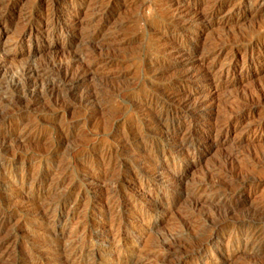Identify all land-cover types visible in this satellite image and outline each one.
Returning a JSON list of instances; mask_svg holds the SVG:
<instances>
[{"label":"rangeland","instance_id":"1","mask_svg":"<svg viewBox=\"0 0 264 264\" xmlns=\"http://www.w3.org/2000/svg\"><path fill=\"white\" fill-rule=\"evenodd\" d=\"M55 1L0 0V264L47 263L54 228L65 233L57 245L71 237L91 254V264H264V238H251L254 226L264 227L263 217L258 219L264 215V13L256 17L249 9L257 0H221L215 11L221 24L198 20L212 11L202 0L195 7L189 0H99L89 10L85 0ZM188 6L200 16L191 9L187 13ZM74 21L90 28H74ZM94 29L96 36L88 43ZM58 64L83 74L82 85L68 91L70 84L45 76L42 85L57 84L55 94L38 88L40 100L30 101L34 88L24 70L49 73ZM94 88H103L98 102L83 103L82 95ZM169 95H188L200 108L151 121L145 100ZM187 132L193 138L180 146ZM199 184L205 204L201 201L195 214V198L189 194ZM47 196L52 206L41 217L31 201L40 208Z\"/></svg>","mask_w":264,"mask_h":264},{"label":"bare ground","instance_id":"2","mask_svg":"<svg viewBox=\"0 0 264 264\" xmlns=\"http://www.w3.org/2000/svg\"><path fill=\"white\" fill-rule=\"evenodd\" d=\"M57 1V0H56ZM55 1V2H56ZM86 1V5H87V10H89V9H94V8H96L97 6H99V3H100V1L99 0H85ZM105 1V0H104ZM169 1V0H168ZM202 1H204V3H208V8H210V9H212V11H210L209 13H207L206 15H203V14H201V17H199V16H197L198 14H196L197 12H195V8H190L191 6H188V8L186 9L187 10V13H188V10L190 11V9H191V11H194V16H196V17H199L198 18V20L201 18V20H206V21H208L207 23H216V24H221V22H220V20L219 21H216L215 20V11H217L216 9H218V8H220L221 7V5H222V1L221 0H207V1H205V0H202ZM201 1V2H202ZM108 2V1H107ZM107 2H105V3H107ZM122 2H125V1H122ZM189 2H194L193 3V5H194V7L197 5V3H198V1H196V0H189ZM249 2H251V0H247V3H249ZM54 3V2H53ZM62 3V2H61ZM102 3V2H101ZM105 3H104V5H105ZM169 3V2H168ZM203 3V2H202ZM229 3V2H228ZM57 4V3H56ZM80 4V3H79ZM108 4V3H107ZM174 4V3H173ZM53 5V4H52ZM102 5V4H101ZM122 5V4H121ZM188 5V4H187ZM199 5V4H198ZM206 5V4H205ZM224 5V4H223ZM249 5H251V4H249ZM52 7H54V6H52ZM75 7V6H74ZM183 7H185V6H183ZM182 7V8H183ZM4 8V7H3ZM77 8V7H76ZM144 8V7H143ZM173 8V7H172ZM177 8V7H176ZM223 8V7H222ZM231 8H232V5H231ZM248 8H249V6H248ZM54 9V8H53ZM103 9V8H102ZM214 9V10H213ZM234 9V8H233ZM250 10H252L253 9V13H254V16H258V15H260V14H263L264 13V0H257L256 2H255V4L253 3V5L249 8ZM60 10V9H59ZM86 10V11H87ZM177 10V9H176ZM181 10V9H180ZM229 10V9H228ZM232 10V9H231ZM230 10V11H231ZM32 11V10H31ZM52 11V10H51ZM58 11V10H57ZM206 11V10H205ZM208 11V10H207ZM46 12V11H45ZM54 12V11H53ZM53 12H51L52 14H53ZM72 12V11H71ZM101 12V11H100ZM103 12V11H102ZM105 12V11H104ZM186 12V11H185ZM48 14H49V12H47ZM193 13V12H192ZM204 13V12H203ZM247 13V12H246ZM88 14V13H87ZM205 14V13H204ZM94 15V14H93ZM181 15V14H180ZM179 15V16H180ZM240 15V14H239ZM264 15V14H263ZM20 16V15H19ZM78 16V15H77ZM193 16V15H192ZM252 16V15H251ZM250 16V17H251ZM93 17V16H92ZM57 18V17H56ZM62 18V17H61ZM177 18V17H176ZM180 18V17H179ZM263 18H264V16H263ZM38 19V18H37ZM74 19V18H73ZM82 19H84V18H82ZM81 19V20H82ZM181 19V18H180ZM193 19V18H192ZM195 19H197V18H195ZM257 19H261L260 17L259 18H257ZM62 20V19H61ZM76 20V19H75ZM85 20V19H84ZM189 20V19H188ZM187 20V21H188ZM191 20V19H190ZM89 21V20H88ZM222 21V20H221ZM53 22V21H52ZM61 22V21H60ZM196 22V21H195ZM198 23L200 22V21H197ZM224 22V25H226V23L228 24V21H223ZM58 23V22H57ZM62 23V22H61ZM69 23V22H68ZM95 23V22H94ZM178 23V22H177ZM181 24H182V22H180ZM183 23H184V20H183ZM255 23H257V22H255ZM46 24V23H45ZM71 24V23H70ZM90 24V23H89ZM223 24V23H222ZM49 25H53L54 26V24H46V27L48 28L49 27ZM60 25V24H59ZM260 25V24H259ZM71 26L72 27H74V28H82V29H85L86 28V30L87 29H89L90 27H88L87 26V24H81V22L80 21H74V23H72L71 24ZM93 26V25H92ZM181 26V25H180ZM24 27V26H23ZM45 27V28H46ZM189 27V26H188ZM217 27H219V26H217ZM221 27V26H220ZM223 27H225V26H223ZM235 27V26H234ZM45 28H43V29H45ZM63 28H65V27H63ZM97 28V27H96ZM118 28H120V27H118ZM253 28V27H252ZM255 28V27H254ZM259 28V27H258ZM34 29V28H33ZM219 29H221V28H219ZM81 30V29H80ZM80 30H78V31H80ZM110 30V29H109ZM254 30V29H253ZM84 31V30H83ZM89 31V30H88ZM91 31V30H90ZM255 31V30H254ZM259 31V30H258ZM35 32V31H34ZM82 32V31H81ZM96 32H97V29H94V31L93 32H91L90 34L88 33V36H87V39H88V43H90L91 42V40H93V38H95V36H96ZM38 33V32H37ZM46 33H47V31H46ZM55 33V32H54ZM85 33V32H84ZM83 33V34H84ZM108 33V32H107ZM238 34V33H237ZM251 34V33H250ZM261 34V33H260ZM19 35V34H18ZM256 35V34H255ZM259 35V34H258ZM31 36V35H30ZM242 36V35H241ZM261 36V35H260ZM80 37V36H79ZM231 37V36H230ZM234 37H236V36H234ZM10 38H11V36H10ZM13 38H15V37H13ZM39 38V37H38ZM241 38V37H240ZM17 39V38H16ZM52 39V38H51ZM81 39V38H80ZM232 39V38H231ZM246 39V38H245ZM18 40V39H17ZM16 40V41H17ZM20 40V39H19ZM31 40V39H30ZM187 40V39H186ZM223 40V39H222ZM11 41V40H10ZM15 41V42H16ZM83 41V40H82ZM240 41V40H239ZM246 41V40H245ZM14 42V43H15ZM84 43H85V41H83ZM87 42V41H86ZM220 42V41H219ZM258 42V41H257ZM10 43V42H9ZM19 43V42H18ZM171 43V42H170ZM173 43V42H172ZM80 44H82V43H80ZM217 45V44H216ZM223 47V46H222ZM188 49V48H187ZM252 49V48H251ZM205 50V49H204ZM211 50V49H210ZM189 51H190V49H189ZM186 53V52H185ZM69 55V54H68ZM83 56V55H82ZM5 57V56H4ZM189 57V56H188ZM185 58V57H184ZM7 59V58H6ZM1 58H0V63H1ZM11 60V59H10ZM54 65V64H53ZM3 66V65H2ZM154 68V67H153ZM168 68V67H167ZM2 69V68H1ZM169 69V68H168ZM206 70V69H205ZM187 72V71H186ZM207 72V71H206ZM205 73V72H204ZM196 74V73H195ZM206 74V73H205ZM86 75V74H85ZM182 75V74H181ZM202 75V74H201ZM24 76H26L27 77V79H28V81H29V83H32V95H31V100L30 101H38V100H40V94H42L41 93V91H38V88H44V91H45V93L44 94H49V95H54L55 94V91H56V88H57V84H53L52 83V85L50 86V87H48L47 85V87H44L43 85H42V83H44V81H45V79L46 78H44L45 76H48V78L50 79L51 77H53V82L56 80V78L58 77L59 79H60V83H63V85H67V84H70V87L67 89L68 91H75V90H77L78 88H79V86L80 85H82V83L84 82V75L83 74H71V71H70V69H69V67H65L63 64H58V65H55V67H53V69H51V71L48 73V71L46 72V73H43L42 71H41V69H39V68H34V67H32V68H27V69H25L24 70ZM187 76V75H186ZM191 76H193V75H191ZM208 76V75H207ZM190 77V76H189ZM188 77V78H189ZM197 78H198V76H196ZM186 78V77H185ZM187 78V79H188ZM191 78V77H190ZM195 78V77H194ZM200 78V77H199ZM186 79V80H187ZM202 79V78H201ZM206 79V78H205ZM185 80V79H184ZM203 80V79H202ZM26 81V80H25ZM171 83H173V82H171ZM41 84V85H40ZM41 86V87H40ZM121 87V86H120ZM58 88H60L59 86H58ZM103 89V88H102ZM102 89H100V91L99 90H97V88L95 89H91V90H89V91H87V92H85L83 95H82V97H81V101L83 102V103H97L98 102V100L100 99V96H101V93H104V92H102L103 90ZM40 90V89H39ZM16 91V90H15ZM58 91V90H57ZM126 91V90H125ZM175 91V90H174ZM123 92V91H122ZM121 92V93H122ZM180 92V91H179ZM57 93V92H56ZM190 93V92H189ZM43 94V95H44ZM68 95H71V92L70 93H67ZM174 94H175V92H174ZM176 94H178L177 92H176ZM183 94V93H182ZM58 95V94H57ZM68 95H66V96H68ZM61 96V95H60ZM120 96V95H119ZM122 96H123V94H122ZM170 96V95H169ZM173 96V95H172ZM181 96H183L182 98H178V99H176L177 97H179V96H177L176 98H175V96L174 97H164V98H156V97H153V96H149L148 97V99L147 100H145L146 101V106H147V109L150 111V113H151V121H153V122H157V123H159L160 121H162V120H164L165 118L167 119V120H169V117H172V115H176V116H181V115H184V114H187V113H189L190 111H192V113H193V110H197L198 108H200V106L199 105H201V104H196L195 102L197 101V99H196V97H195V99H196V101L194 102V103H191V100L189 99L190 97L188 96V95H181ZM49 97V96H48ZM58 97V96H57ZM60 98V97H59ZM107 98V97H106ZM112 98V97H111ZM140 98V97H139ZM194 98V97H193ZM4 99V98H3ZM61 99V98H60ZM65 99V98H64ZM116 99V98H115ZM141 99V98H140ZM146 99V98H145ZM57 100V99H56ZM70 100V99H69ZM109 100H110V98H109ZM245 101V100H244ZM248 101V100H247ZM54 102V101H53ZM82 102H81V104H82ZM9 103V102H8ZM112 103V102H111ZM138 103V102H137ZM243 103V102H242ZM15 104V103H14ZM75 104V103H74ZM249 104V103H248ZM94 105V104H93ZM122 105V104H121ZM124 105V104H123ZM240 105V104H239ZM239 105H237V106H239ZM3 106V105H2ZM25 106V105H24ZM70 106V105H69ZM232 106V105H231ZM245 106V105H244ZM250 106V105H249ZM73 107V106H72ZM94 107V106H93ZM133 107V106H132ZM138 107H139V105H138ZM22 108V107H21ZM95 108V107H94ZM241 108V107H240ZM248 108V107H247ZM2 109V108H1ZM122 109V108H121ZM138 110H139V108H137ZM232 109V108H231ZM230 109V110H231ZM234 109V111H235V107L233 108ZM239 109V108H238ZM237 109V110H238ZM243 108H241V110H242ZM244 109H245V107H244ZM94 110H96V109H94ZM125 110V109H124ZM210 110V109H209ZM229 110V111H230ZM1 111V110H0ZM140 111V110H139ZM147 111V110H146ZM243 111V110H242ZM148 112V111H147ZM238 113H240L239 111H237ZM229 113H232V112H229ZM8 114V113H7ZM15 114V113H14ZM198 114V113H197ZM197 114H196V116H197ZM223 114V113H222ZM194 115V114H193ZM3 116V115H2ZM121 116V115H120ZM184 117V116H183ZM123 118V117H122ZM178 118V117H177ZM192 118H194V117H192ZM205 118V117H204ZM215 118H217V117H215ZM9 119V118H8ZM176 119V118H175ZM224 119V118H223ZM173 120V119H172ZM184 120V119H183ZM191 120V119H190ZM202 120V119H201ZM229 120V119H228ZM147 121V120H146ZM206 121V120H205ZM186 122V121H185ZM138 124V123H137ZM170 124V123H169ZM188 124V123H187ZM191 124V123H190ZM7 125V124H6ZM157 125V124H156ZM163 125V124H162ZM184 125V124H183ZM151 126H152V124H151ZM153 126H154V124H153ZM165 126V125H164ZM193 126V125H192ZM169 127V126H168ZM190 127V126H189ZM218 127V126H217ZM155 128H157V127H155ZM160 128V127H159ZM158 128V129H159ZM163 128V127H162ZM224 128V127H223ZM222 128V129H223ZM133 129V128H132ZM131 129V130H132ZM191 129V128H190ZM195 129V128H194ZM218 129V128H217ZM217 129H216V131H217ZM226 129V128H225ZM164 130V129H163ZM168 130V129H167ZM135 131V130H134ZM193 131V130H192ZM215 131V132H216ZM219 131H220V129H219ZM137 132V131H136ZM139 132V131H138ZM137 132V133H138ZM144 132V131H143ZM166 132H169V130L168 131H166ZM191 132V131H190ZM188 133L187 135H185L183 138H182V140L180 141V139H179V141H180V144H181V142L183 143V144H188V143H190V141H191V139L193 138L192 137V134L191 133ZM132 133V132H131ZM145 133V132H144ZM155 133V132H154ZM175 133V132H174ZM184 134H185V132H183ZM7 134V133H6ZM125 134V133H124ZM216 134H217V132H216ZM157 135V134H156ZM219 135V134H218ZM137 136V135H136ZM167 137V136H166ZM138 138V137H137ZM171 138V137H170ZM174 138V137H173ZM3 139V138H2ZM3 140H6V139H3ZM114 140V139H113ZM171 140V139H170ZM173 140V139H172ZM196 140V139H195ZM140 141V140H139ZM165 141H166V139H165ZM200 141V140H199ZM5 142V141H4ZM169 142V141H168ZM167 142V143H168ZM171 142V141H170ZM169 142V143H170ZM177 143V142H176ZM179 143V142H178ZM195 143V142H194ZM143 144V143H142ZM163 144V143H162ZM179 144V145H180ZM128 145V144H127ZM180 146H182V144L180 145ZM169 147H171V146H169ZM190 147V146H189ZM188 147V148H189ZM200 147V146H199ZM76 148V147H75ZM167 148V147H166ZM177 148V147H176ZM133 149V148H132ZM135 149V148H134ZM149 149V148H148ZM152 149V148H151ZM154 149V148H153ZM179 149H180V147H179ZM184 149V148H183ZM163 150V149H162ZM177 150H178V148H177ZM188 150V149H187ZM74 151V150H73ZM105 151V150H104ZM149 151V150H148ZM171 151V150H170ZM182 151V150H181ZM195 151V150H194ZM117 152V151H116ZM156 152V151H155ZM175 152V151H174ZM193 152V151H192ZM262 152V151H261ZM180 153V152H179ZM182 153V152H181ZM196 153V152H195ZM101 154V153H100ZM125 154H127L126 152H125ZM149 154V153H148ZM171 154H172V152H171ZM257 154V153H256ZM261 154V153H260ZM137 155V154H136ZM170 155V154H169ZM258 155V154H257ZM264 155V154H263ZM22 156V155H21ZM85 156V155H84ZM106 156V155H105ZM139 156V155H138ZM158 156V155H157ZM177 156H179V155H177ZM176 156V157H177ZM192 156V155H191ZM231 156V155H230ZM259 156V155H258ZM257 156V157H258ZM261 156L262 155H260V158L258 157V159H260V160H262L261 159ZM101 157V156H100ZM109 157V156H108ZM136 157V156H135ZM164 157H167V156H164ZM172 157V156H171ZM176 157H173V159L174 158H176ZM22 158V157H21ZM62 158V157H61ZM140 158V157H139ZM255 158V157H254ZM254 158H253V160H254ZM112 159V158H111ZM120 159V158H119ZM156 159V158H155ZM229 159V158H228ZM257 159V160H258ZM264 159V158H263ZM63 160V159H62ZM101 160V159H100ZM105 160V159H104ZM115 160V159H114ZM169 160V159H168ZM223 160V159H222ZM230 160V159H229ZM234 160V159H233ZM109 161V160H108ZM150 161H152L151 159H150ZM231 161H232V158H231ZM259 161V160H258ZM64 162V161H63ZM62 162V163H63ZM118 162V161H117ZM148 162V161H147ZM173 162V161H172ZM224 162V161H223ZM228 162V161H227ZM226 162V163H227ZM233 162V161H232ZM231 162V163H232ZM23 163V162H22ZM21 163V164H22ZM164 163V162H163ZM169 163H170V161H169ZM222 163V162H221ZM230 163V162H229ZM260 163V162H259ZM264 163V162H263ZM263 163H262V165L261 166H263ZM107 164V163H106ZM111 164V163H110ZM146 164V163H145ZM256 164V163H255ZM94 165V164H93ZM99 165V164H98ZM104 165V164H103ZM158 165V164H157ZM175 165V164H174ZM225 166H226V164H224ZM229 165V164H228ZM111 166V165H110ZM148 166V165H147ZM169 166V165H168ZM179 166V165H178ZM231 166V165H230ZM233 166V165H232ZM232 166H231V168H232ZM106 167V166H105ZM130 167V166H129ZM144 167H146V165L144 166ZM158 167V166H157ZM171 167V166H170ZM175 167V166H174ZM214 167V166H213ZM221 166H220V164H219V168H220ZM222 167H224L223 165H222ZM221 167V168H222ZM234 167V166H233ZM3 168V167H2ZM26 168V167H25ZM94 168V167H93ZM98 168V167H97ZM179 168V167H178ZM218 168V167H217ZM220 168V169H221ZM226 168V167H225ZM230 168V167H229ZM236 168V167H235ZM5 169V168H4ZM3 169V170H4ZM109 169V168H108ZM138 169V168H137ZM152 169H153V167H152ZM183 169V168H182ZM233 169V168H232ZM249 169V168H248ZM7 170H8V168H7ZM6 170V171H7ZM23 170V169H22ZM49 170V169H48ZM147 170V169H146ZM149 170H151V169H149ZM212 170V169H211ZM219 170V169H218ZM222 170V169H221ZM225 169H223V171H224ZM14 171V170H13ZM19 171V170H18ZM153 171V170H152ZM178 171V170H177ZM235 171V170H234ZM243 171V170H242ZM31 172V171H30ZM64 172V171H63ZM142 172V171H141ZM160 172H163V171H160ZM220 172H222V171H220ZM225 172V171H224ZM240 172H241V170H240ZM244 172V171H243ZM251 172H253V171H251ZM218 173V172H217ZM225 173H227V169H226V172ZM229 173H230V170H229ZM242 173V172H241ZM247 174H248V172H246ZM246 173H244V174H246ZM111 174V173H110ZM139 174V173H138ZM152 174V173H151ZM151 174H149V175H151ZM180 174V173H179ZM216 174V173H215ZM214 174V175H215ZM221 174V173H220ZM231 174V173H230ZM238 173H237V171H236V175H237ZM246 174V175H247ZM252 174V173H251ZM15 175V174H14ZM95 175V174H94ZM147 175V174H146ZM156 175V174H155ZM217 175V174H216ZM229 175V174H228ZM232 175H233V173H232ZM242 175H243V173H242ZM245 175V176H246ZM16 176V175H15ZM157 176V175H156ZM211 176H213L212 174H211ZM218 176V175H217ZM231 176V175H230ZM240 176H241V174H240ZM239 176V177H240ZM8 177V176H7ZM40 177V176H39ZM109 177H110V175H109ZM150 177V176H149ZM159 177V176H158ZM165 177H167V176H165ZM164 177V178H165ZM210 177V176H209ZM222 177V176H221ZM232 177V176H231ZM234 177H236V176H234ZM239 177H238V180H239ZM242 177H244V175L242 176ZM247 177H248V175H247ZM10 178V177H9ZM145 178H147V176L145 177ZM173 178V177H172ZM212 178V177H211ZM213 178H215V177H213ZM212 178V179H213ZM233 178V177H232ZM246 177H244V179H245ZM249 178H250V175H249ZM254 178H256V177H254ZM254 178H252V179H254ZM1 179V178H0ZM34 179H36V178H34ZM42 179V178H41ZM87 179H89V178H87ZM96 179V178H95ZM98 179V178H97ZM170 179V178H169ZM211 179V180H212ZM219 179V178H218ZM231 179V178H230ZM26 180V179H25ZM126 180V179H125ZM160 180V179H159ZM162 180V179H161ZM168 180V179H167ZM166 180V181H167ZM179 180V179H178ZM203 180H204V178H203ZM215 179H213V181H214ZM220 180V179H219ZM227 180V182H229L228 181V179H226ZM237 180V181H238ZM28 181V180H27ZM92 181H94V179L92 180ZM98 181V180H97ZM121 181V180H120ZM135 181V180H134ZM141 181V180H140ZM169 181V180H168ZM176 181V180H175ZM212 181V185L213 184H215V182H213ZM236 181V180H235ZM240 181H242V179H240ZM245 181V180H244ZM250 181V180H249ZM255 181V180H254ZM257 181V180H256ZM3 182V181H2ZM15 182V181H14ZM41 182V181H40ZM106 182V181H105ZM127 182V181H126ZM196 182V181H195ZM208 182H209V179H208ZM218 183H219V181H217ZM220 182H223V181H220ZM227 182H226V184H227ZM13 183V182H12ZM11 183V184H12ZM29 183V182H28ZM53 183V182H52ZM55 183H57V181L55 182ZM90 183V182H89ZM97 183V182H96ZM123 183V182H122ZM128 183V182H127ZM168 183V182H167ZM177 183V182H176ZM175 183V184H176ZM237 183V182H236ZM238 183H239V181H238ZM3 184V183H2ZM111 184V183H110ZM117 184V183H116ZM135 184H137V183H135ZM150 184H152V182L150 183ZM174 184V183H173ZM174 184V185H175ZM177 184H179V183H177ZM210 184H211V181H210ZM231 184V183H230ZM247 184V183H246ZM252 184V183H251ZM3 185H5V183L3 184ZM140 185V184H139ZM217 185H219V184H217ZM222 185V184H221ZM225 185V184H224ZM227 185H229V184H227ZM236 185V184H235ZM256 185V184H255ZM6 186V185H5ZM30 186V185H29ZM50 186V185H49ZM122 186V185H121ZM126 186V185H125ZM153 186V185H152ZM187 186V185H186ZM230 186V185H229ZM238 186H239V184H238ZM238 186H236V187H238ZM246 186V185H245ZM257 186V185H256ZM9 187V186H8ZM7 187V188H8ZM39 187V186H38ZM43 187V186H42ZM100 187V186H99ZM154 187V186H153ZM201 185L199 184L197 187H195L194 189H192L193 191L189 194V195H191V197H194L195 198V200H194V208H193V213H195V212H197V210L199 211V210H201V201H203V200H201V195L200 196H198V194H199V192L201 191ZM225 187V186H224ZM223 187V188H224ZM27 188V187H26ZM139 188H141V187H139ZM155 188V187H154ZM163 188H165V187H163ZM180 188V187H179ZM178 188V189H179ZM188 188V187H187ZM228 188V187H227ZM229 188H231V187H229ZM234 188H235V186H234ZM4 189V188H3ZM6 189V188H5ZM10 189V188H9ZM36 189H37V187H36ZM94 189V188H93ZM167 189V188H166ZM175 189H176V187H175ZM189 189V188H188ZM211 189V188H210ZM7 190V189H6ZM30 190V189H29ZM92 190V189H91ZM113 190H115L114 188H113ZM187 190V189H186ZM217 190V189H216ZM222 190V189H221ZM228 190H230V189H228ZM233 190V189H232ZM9 191H12V190H9ZM16 191V190H15ZM20 191V190H19ZM22 191H23V189H22ZM25 191V190H24ZM23 191V192H24ZM28 191V190H27ZM119 191V190H118ZM128 191V190H127ZM219 191V190H218ZM226 191V190H225ZM224 191V192H225ZM26 192V191H25ZM46 192V191H45ZM48 192V191H47ZM46 192V193H47ZM167 192V191H166ZM177 192V191H176ZM180 192V191H179ZM206 192V191H205ZM8 193V192H7ZM10 193V192H9ZM8 193V194H9ZM13 193V192H12ZM27 193V192H26ZM31 193V192H30ZM29 193V194H30ZM45 193V194H46ZM54 193V192H53ZM58 193V192H57ZM118 193V192H117ZM172 193V192H171ZM189 193V192H188ZM234 193V192H233ZM40 194V193H39ZM113 194V193H112ZM116 194V193H115ZM119 194V193H118ZM201 194H203V193H201ZM206 194H207V192H206ZM11 195V194H10ZM24 195V194H23ZM33 195V194H32ZM37 195V194H36ZM57 195V194H56ZM65 195V194H64ZM109 195V194H108ZM136 195V194H135ZM178 195V194H177ZM212 195V194H211ZM214 195V194H213ZM224 195V194H223ZM4 196V195H3ZM34 196V195H33ZM42 196V195H41ZM61 196V195H60ZM128 196V195H127ZM205 196V195H204ZM231 196V195H230ZM29 197H32V196H29ZM51 197H56V196H54V194H53V196H51ZM113 197V196H112ZM118 197V196H117ZM166 197V196H165ZM215 197V196H214ZM26 198H28V196L26 197ZM46 198V196L44 197V198H42V199H45ZM107 198V197H106ZM181 198V197H180ZM13 199V198H12ZM16 199V198H15ZM28 199H30V198H28ZM28 199H27V201H28ZM37 199V198H36ZM41 199V200H42ZM54 199V198H53ZM59 199V198H58ZM172 199V198H171ZM179 199V198H178ZM220 199V198H219ZM222 199V198H221ZM9 200V199H8ZM16 200H18V199H16ZM47 200H48V203L47 202H45L46 203V205H42V207H38L37 206V200H34V199H32V201H31V206H33V207H35V208H33V207H30V208H33L34 210H35V212H36V214L37 215H41V217H43L47 212H48V210L50 209V207L52 206V204L49 202V198H48V196H47ZM67 200V199H66ZM184 200V199H183ZM13 201H14V199H13ZM21 201H22V197H21ZM27 201H25V203L27 202ZM43 201V200H42ZM50 201H51V199H50ZM54 201V200H53ZM59 201V200H58ZM111 201V200H110ZM173 201V200H172ZM211 201V200H210ZM16 203H18V201H15ZM14 202V204L16 205V203ZM22 202H24V201H22ZM125 202V201H124ZM169 202V201H168ZM171 202V201H170ZM206 202V201H205ZM30 203V202H29ZM28 203V204H29ZM42 203H44V202H42ZM121 203V202H120ZM166 203V202H165ZM225 203V202H224ZM61 204V203H60ZM69 204V203H68ZM128 204V203H127ZM158 204V203H157ZM156 204V205H157ZM168 204V203H167ZM203 204H205L204 203V201H203ZM219 204V203H218ZM12 204H10V206H11ZM15 205H12L13 207L15 206ZM18 205H20V203L18 204ZM122 205V204H121ZM192 204H190V206H191ZM210 205V204H209ZM5 206V205H4ZM17 206V205H16ZM15 206V207H16ZM26 206V205H25ZM60 206V205H59ZM168 206V205H167ZM222 206V205H221ZM8 207V205L6 206V208ZM22 207H24V206H22ZM21 207V208H22ZM27 207H28V205H27ZM129 207V206H128ZM156 207V206H155ZM214 207V206H213ZM3 208V207H2ZM20 208V209H21ZM108 208V207H107ZM106 208V209H107ZM112 208V207H111ZM118 208V207H117ZM115 206H113V210H116L117 209ZM187 208V207H186ZM218 208H221V207H218ZM225 208V207H224ZM223 208V209H224ZM14 209V208H13ZM54 209V208H53ZM56 209V208H55ZM58 209V208H57ZM130 209V208H129ZM154 209V208H153ZM165 209V208H164ZM212 209V208H211ZM11 210V209H10ZM25 210H28V209H25ZM33 210V211H34ZM108 210V209H107ZM120 210V209H119ZM121 210H122V208H121ZM120 210V211H121ZM124 210V209H123ZM149 210V209H148ZM161 210V209H160ZM237 210V208H235V211ZM20 211V210H19ZM58 211V210H57ZM60 211V210H59ZM95 211V210H94ZM125 211V210H124ZM132 211V210H131ZM163 211V210H162ZM212 211V210H211ZM216 211V210H215ZM220 210H218V212H219ZM223 211V210H222ZM238 211V210H237ZM257 211V210H256ZM6 212V211H5ZM24 212H27V211H24ZM23 212V213H24ZM53 212H54V210H53ZM70 212V211H69ZM119 212V211H118ZM123 212V211H122ZM151 212H153V211H151ZM209 212H210V210H209ZM252 212V211H251ZM16 213V212H15ZM31 213V212H30ZM58 213V212H57ZM117 213V212H116ZM115 213V214H116ZM130 213V212H129ZM220 213H222V212H220ZM224 213H225V211H224ZM237 213V212H236ZM257 213V212H256ZM260 213V212H259ZM258 213V214H259ZM12 214V213H11ZM18 214V213H17ZM25 214V213H24ZM52 214V213H51ZM101 214V213H100ZM109 214H111V212L109 213ZM109 214H107V215H109ZM118 214V213H117ZM122 214V213H121ZM196 214V213H195ZM246 214V213H245ZM254 214H255V212H254ZM15 215V214H14ZM53 215V214H52ZM68 215V214H67ZM114 215V214H113ZM112 215V216H113ZM151 215V214H150ZM212 215V214H211ZM210 215V216H211ZM225 216H227L226 214H224ZM230 215H232L233 216V214L231 213ZM229 215V217H231ZM262 215V214H261ZM259 216V218L258 219H261L260 217H263V219H264V215L263 216ZM18 216H19V214H18ZM31 216V215H30ZM51 216V215H50ZM122 216V215H121ZM139 216V215H138ZM143 216V215H142ZM214 216V215H213ZM223 216V215H222ZM224 216V217H225ZM254 216V215H253ZM17 217V216H16ZM23 217V216H22ZM39 217V216H38ZM37 217V218H38ZM52 217V216H51ZM54 217V216H53ZM103 217V216H102ZM234 217H235V214H234ZM244 217V216H243ZM247 217V216H246ZM250 217V216H249ZM248 217V218H249ZM255 217H256V214H255ZM45 218V217H44ZM114 218V217H113ZM112 218V219H113ZM126 218V217H125ZM145 218V217H144ZM186 218H187V216H186ZM214 218V217H213ZM227 218V217H226ZM240 218V217H239ZM239 218H238V220H239ZM251 218H252V216H251ZM111 219V220H112ZM154 219V218H153ZM167 219H169V218H167ZM229 220H231L230 218H228ZM237 218H235V220H236ZM257 219V218H256ZM50 220H52V219H50ZM86 220V219H85ZM109 220V219H108ZM110 220V221H111ZM115 220V219H114ZM190 220V219H189ZM202 220V219H201ZM244 220V219H243ZM246 220V219H245ZM248 220H250V219H248ZM252 220H254V219H252ZM251 220V221H252ZM262 220V219H261ZM261 220H260V222H261ZM65 221V220H64ZM76 221V220H75ZM83 221V220H82ZM118 221V220H117ZM15 222V221H14ZM14 222H12V223H14ZM80 222V221H79ZM121 222V221H120ZM230 222V221H229ZM236 222V221H235ZM24 223V222H23ZM56 223V222H55ZM103 223V222H102ZM150 223V222H149ZM205 223V222H204ZM239 223V222H238ZM244 223V222H243ZM263 223V222H262ZM64 224V223H63ZM80 224V223H79ZM94 224V223H93ZM216 224H219V222L217 221L216 222ZM235 224V223H234ZM3 225V224H2ZM50 225V224H49ZM102 225H104V224H102ZM233 225V224H232ZM10 226V225H9ZM11 226H12V224H11ZM10 226V227H11ZM96 226V225H95ZM106 226H107V224H106ZM110 226H112V225H110ZM116 226H118V225H116ZM187 226H188V224H187ZM213 226H215V225H213ZM251 226V225H250ZM15 226H13V228H14ZM29 227V226H28ZM39 227H40V225H39ZM55 227V226H54ZM64 227V226H63ZM86 227V226H85ZM114 227V226H113ZM122 227V226H121ZM231 227V226H230ZM2 228V227H1ZM8 228V227H7ZM12 228V227H11ZM51 228V227H50ZM65 228V227H64ZM97 228V227H96ZM104 228V227H103ZM216 228V227H215ZM228 228V227H227ZM234 228V227H233ZM237 228V227H236ZM28 229V228H27ZM36 229V228H35ZM42 229V228H41ZM47 229V228H46ZM108 229H111V228H108ZM144 229V228H143ZM235 229V228H234ZM251 229V228H250ZM253 229H254V232H253V234H252V239L254 240V241H258V240H261V238H264V227L262 226H254L253 227ZM16 230H18V229H16ZM38 230H40V228L38 229ZM37 230V231H38ZM45 230V229H44ZM51 230V229H50ZM49 230V231H50ZM101 230V229H100ZM116 230V229H115ZM118 230H120V228L118 229ZM140 230V229H139ZM189 230V229H188ZM9 231V230H8ZM45 231H48V230H45ZM48 231V232H49ZM88 231V230H87ZM94 231V230H93ZM117 231V230H116ZM192 232L194 231H196L195 229H193V230H191ZM198 231V230H197ZM202 231V230H201ZM200 231V232H201ZM205 231V230H204ZM14 232H15V230H14ZM78 232V231H77ZM191 232V233H192ZM193 232V233H194ZM17 233V232H16ZM50 233V232H49ZM81 233V232H80ZM84 233H86V231L84 232ZM205 233V232H204ZM250 233V232H249ZM252 233V232H251ZM12 234V233H11ZM34 234V233H33ZM45 234H46V232H45ZM48 234V233H47ZM46 234V235H47ZM73 234H75V233H73ZM97 234V233H96ZM142 234V233H141ZM197 234L198 233H196V238H197ZM248 234V233H247ZM10 235V234H9ZM20 235V234H19ZM35 235V234H34ZM45 235V236H46ZM51 235V234H50ZM65 235V233H64V229H53V232H52V238L51 239H48V237H47V239H48V243L50 244L51 243V245L50 246H48L47 244V246L49 247L48 249L50 250V253H48V257L50 258V260L47 262V263H45L46 262V260H45V262H44V264H85V262H88V264H91V262H90V260H91V258H90V255H88V254H84V252H83V248H80V247H78V246H75L74 245V243L70 240L71 239V237H69L70 239L69 240H66V241H64V242H62V245H57L61 240H62V238L63 237H65L64 236ZM79 235V234H78ZM78 235H76V236H78ZM191 235H193V234H191ZM194 235H195V233H194ZM205 235V234H204ZM4 236H6V235H4ZM8 236V235H7ZM18 236V235H17ZM24 236H25V234H24ZM103 236V235H102ZM116 236V235H115ZM215 236V235H214ZM37 237V236H36ZM117 237V236H116ZM171 237V236H170ZM192 237V236H191ZM39 238V237H38ZM76 238V237H75ZM87 238V237H86ZM106 238V237H105ZM180 238H181V236H180ZM187 238V237H186ZM192 238H195L194 236L192 237ZM195 238V239H196ZM203 238V237H202ZM44 239V238H43ZM46 239V240H47ZM68 239V238H67ZM94 239V238H93ZM200 239V238H199ZM239 239V238H238ZM14 240V239H13ZM30 240V239H29ZM36 240V239H35ZM38 240V239H37ZM74 240V239H73ZM80 240V239H79ZM177 240V239H176ZM180 240H182V239H180ZM197 241H198V239H196ZM209 240V239H208ZM244 240V239H243ZM246 240V239H245ZM263 240V239H262ZM33 241V240H32ZM40 241V240H39ZM43 241H45V240H43ZM81 241V240H80ZM85 241V240H84ZM174 241H175V239H174ZM173 241V242H174ZM178 241V240H177ZM230 241V240H229ZM25 242V241H24ZM35 242V241H34ZM40 242H42V241H40ZM79 242V241H78ZM89 242H90V240H89ZM118 242V241H117ZM116 242V243H117ZM168 242V241H167ZM183 242V241H182ZM202 242V241H201ZM200 242V243H201ZM204 242V241H203ZM208 242V241H207ZM30 243V242H29ZM46 243V242H45ZM61 243V242H60ZM154 243V242H153ZM165 243V242H164ZM174 243H176V242H174ZM173 243V244H174ZM179 243H181V242H179ZM184 243H186L185 241H184ZM184 243H181V244H183L184 245ZM206 243V242H205ZM246 243H248V242H246ZM245 243V244H246ZM10 244V243H9ZM15 244V243H14ZM20 244V243H19ZM23 244V243H22ZM35 244V243H34ZM80 244V243H79ZM112 244V243H111ZM147 244V243H146ZM210 244V243H209ZM1 245V244H0ZM38 245H40V244H38ZM45 245V246H46ZM82 245V244H81ZM107 246H108V244H106ZM156 245V244H155ZM162 245V244H161ZM180 245V244H179ZM194 245V244H193ZM192 245V246H193ZM253 245V244H252ZM256 245H257V243H256ZM258 245H260V243L258 244ZM18 246V245H17ZM25 246V245H24ZM29 246H31V245H29ZM33 246V245H32ZM44 246V247H45ZM57 246V247H56ZM105 246V245H104ZM114 246V245H113ZM151 246V245H150ZM195 246V245H194ZM204 246V245H203ZM228 246V245H227ZM245 246H247V245H245ZM244 246V247H245ZM7 247V246H6ZM10 247H11V245H10ZM16 247V246H15ZM26 247V246H25ZM33 247H35V246H33ZM122 247V246H121ZM142 247V246H141ZM145 247V246H144ZM169 247H171V246H169ZM243 247V248H244ZM4 248V247H3ZM28 248V247H27ZM47 248V247H46ZM107 248V247H106ZM134 248H136L135 246H134ZM154 248V247H153ZM166 248V247H165ZM164 248V249H165ZM168 248V247H167ZM230 248V247H229ZM232 248V247H231ZM234 248V247H233ZM254 248H256V247H254ZM5 249V248H4ZM18 249V248H17ZM32 249V248H31ZM131 249V248H130ZM133 249V248H132ZM150 249H152V248H149V251H150ZM162 249V248H161ZM163 249V251L164 252H166V250H164ZM174 249V248H173ZM176 249H178V247L176 248ZM176 249H174V251L176 250ZM242 249V248H241ZM14 250V249H13ZM29 250V249H28ZM43 250V249H42ZM47 250V249H46ZM48 250V251H49ZM90 250H92V249H90ZM125 250V249H124ZM157 250V249H156ZM225 250V249H224ZM259 250V249H258ZM37 251H41V250H37ZM36 251V252H37ZM88 251V250H87ZM100 251V250H99ZM135 251V250H134ZM138 252H140L139 250H137ZM143 250H141V252H142ZM147 251V250H146ZM152 251V250H151ZM150 251V252H151ZM178 251V250H177ZM176 251V252H177ZM179 251H180V249H179ZM248 251V250H247ZM256 251V250H255ZM1 252V251H0ZM23 252V251H22ZM27 252V251H26ZM28 252H30V251H28ZM35 252V251H34ZM33 252V253H34ZM122 252V251H121ZM126 252V251H125ZM133 252V251H132ZM137 252V253H138ZM144 252V251H143ZM157 252V251H156ZM161 252V251H160ZM170 252V251H169ZM181 252V251H180ZM252 252V251H251ZM38 253V252H37ZM124 253V252H123ZM185 253V252H184ZM93 254H94V251H93ZM105 254V253H104ZM149 254V253H148ZM187 254V253H186ZM189 254H191V253H189ZM1 255H3L2 253H1ZM101 255V254H100ZM106 255V254H105ZM115 255H116V253H115ZM134 255V254H133ZM137 255V254H136ZM158 255V254H157ZM160 255H162L161 253H160ZM188 255V254H187ZM194 255V254H193ZM205 255V254H204ZM32 256H34V255H32ZM118 256V255H117ZM135 256V255H134ZM139 256V255H138ZM141 256V255H140ZM192 256V255H191ZM11 257V256H10ZM9 257V258H10ZM125 257V256H124ZM154 257H155V255H154ZM13 258V257H12ZM95 258V255L94 256H92V260ZM97 258V257H96ZM119 258V257H118ZM6 259H8V258H6ZM6 259H4V260H6ZM120 259V258H119ZM118 259V260H119ZM129 259V258H128ZM154 259V258H153ZM164 259H165V257H164ZM214 259H215V257H214ZM220 259V258H219ZM28 260V259H27ZM109 260V259H108ZM113 260H115V259H113ZM136 260V259H135ZM8 261V260H7ZM43 261V260H42ZM96 261V260H95ZM100 261V260H99ZM164 261V260H163ZM202 261V260H201ZM1 262H3V261H1ZM15 263H16V261H14ZM115 262V261H114ZM14 263V264H15ZM27 263V262H26ZM32 263H33V261H32ZM94 263V262H93ZM107 263V262H106ZM157 263V262H156ZM7 264V263H6ZM23 264V263H22ZM41 264V263H40ZM108 264V263H107ZM110 264V263H109ZM115 264V263H114ZM118 264H138V261L137 262H130V261H127V262H118ZM173 264V263H172Z\"/></svg>","mask_w":264,"mask_h":264}]
</instances>
